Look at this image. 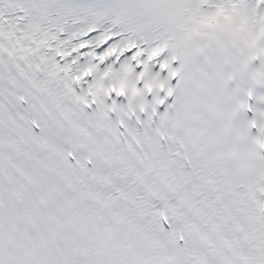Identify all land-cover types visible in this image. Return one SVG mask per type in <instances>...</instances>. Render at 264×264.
<instances>
[{
  "label": "snow or ice",
  "instance_id": "1",
  "mask_svg": "<svg viewBox=\"0 0 264 264\" xmlns=\"http://www.w3.org/2000/svg\"><path fill=\"white\" fill-rule=\"evenodd\" d=\"M0 264H264V0H0Z\"/></svg>",
  "mask_w": 264,
  "mask_h": 264
}]
</instances>
